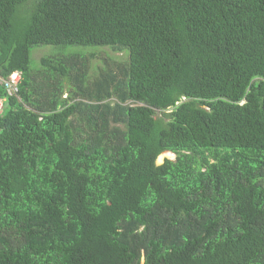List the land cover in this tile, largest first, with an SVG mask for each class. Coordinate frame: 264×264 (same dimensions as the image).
<instances>
[{
    "label": "trees",
    "instance_id": "obj_1",
    "mask_svg": "<svg viewBox=\"0 0 264 264\" xmlns=\"http://www.w3.org/2000/svg\"><path fill=\"white\" fill-rule=\"evenodd\" d=\"M15 71L0 264H264V0H0Z\"/></svg>",
    "mask_w": 264,
    "mask_h": 264
},
{
    "label": "rangeland",
    "instance_id": "obj_2",
    "mask_svg": "<svg viewBox=\"0 0 264 264\" xmlns=\"http://www.w3.org/2000/svg\"><path fill=\"white\" fill-rule=\"evenodd\" d=\"M75 48H78L76 46H74ZM86 48H94V47H83L81 49H86ZM55 50V47L54 46H37V47H34L32 49V52H31V64L32 66L36 65V64H39L40 63V58L45 55V54H48V55H51L52 52H54ZM106 51H109L111 52L112 54H115L117 55V57L121 56V53L120 52H116L112 49H110L109 47H103L101 48V50L99 51L100 53H105ZM94 61L96 62L97 59H94ZM91 72H94V68L92 67L91 68ZM165 158H171V159H174L175 158V154L174 153H170V152H164L163 154H161L158 159H157V163H162Z\"/></svg>",
    "mask_w": 264,
    "mask_h": 264
},
{
    "label": "built area",
    "instance_id": "obj_3",
    "mask_svg": "<svg viewBox=\"0 0 264 264\" xmlns=\"http://www.w3.org/2000/svg\"><path fill=\"white\" fill-rule=\"evenodd\" d=\"M21 74L18 71L13 72L10 76L4 78L0 76V86L5 88L8 93L10 94H16L18 84L20 81ZM4 107V99L0 97V113Z\"/></svg>",
    "mask_w": 264,
    "mask_h": 264
},
{
    "label": "water",
    "instance_id": "obj_4",
    "mask_svg": "<svg viewBox=\"0 0 264 264\" xmlns=\"http://www.w3.org/2000/svg\"><path fill=\"white\" fill-rule=\"evenodd\" d=\"M163 162H164V161H163ZM163 162H162V163H163ZM159 164H161V163H159Z\"/></svg>",
    "mask_w": 264,
    "mask_h": 264
},
{
    "label": "bare ground",
    "instance_id": "obj_5",
    "mask_svg": "<svg viewBox=\"0 0 264 264\" xmlns=\"http://www.w3.org/2000/svg\"><path fill=\"white\" fill-rule=\"evenodd\" d=\"M171 153V152H170Z\"/></svg>",
    "mask_w": 264,
    "mask_h": 264
}]
</instances>
